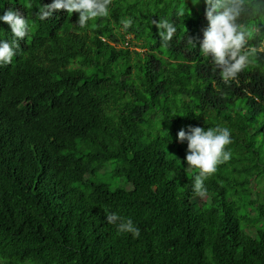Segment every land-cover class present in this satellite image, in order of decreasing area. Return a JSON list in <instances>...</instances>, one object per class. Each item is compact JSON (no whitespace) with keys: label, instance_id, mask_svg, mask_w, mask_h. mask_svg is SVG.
Wrapping results in <instances>:
<instances>
[{"label":"trees","instance_id":"1","mask_svg":"<svg viewBox=\"0 0 264 264\" xmlns=\"http://www.w3.org/2000/svg\"><path fill=\"white\" fill-rule=\"evenodd\" d=\"M51 2L0 0L29 24L0 66V264H264V0H246L254 55L227 83L200 52L204 0H110L83 28L63 9L40 20ZM189 125L230 130L203 196L177 142Z\"/></svg>","mask_w":264,"mask_h":264},{"label":"clouds","instance_id":"2","mask_svg":"<svg viewBox=\"0 0 264 264\" xmlns=\"http://www.w3.org/2000/svg\"><path fill=\"white\" fill-rule=\"evenodd\" d=\"M199 0H193L198 3ZM110 0H52L50 4L39 7L37 15L40 20L50 17L53 10H66L67 13H78L76 23L85 27L87 23L108 15ZM207 27L199 42L200 52L211 57V64L219 70L220 78L225 82L234 80L239 73L251 63L254 50L247 47L252 33L249 25L241 23V17L248 11L246 0H204ZM0 22L9 26L13 39H0V66L11 63L17 40L25 38L29 24L25 17L13 9L3 10ZM124 29L131 24V19L121 21ZM164 44L171 40L176 32L173 23L166 19L152 21ZM191 45V41L188 40ZM177 142H186L185 162L188 167L198 169L193 177L192 189L199 196L205 194L204 179L215 173L217 165L230 158V151L225 146L230 144V130L227 127L215 126L204 129L199 126H187L177 132ZM108 224H115L119 233H130L133 238L139 236V228L130 218L119 216L116 212L104 211Z\"/></svg>","mask_w":264,"mask_h":264}]
</instances>
